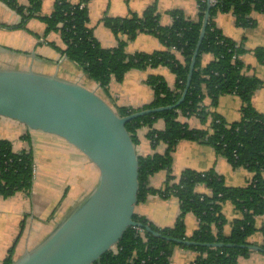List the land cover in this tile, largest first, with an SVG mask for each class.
Segmentation results:
<instances>
[{"label": "trees", "instance_id": "1", "mask_svg": "<svg viewBox=\"0 0 264 264\" xmlns=\"http://www.w3.org/2000/svg\"><path fill=\"white\" fill-rule=\"evenodd\" d=\"M1 1L21 15L17 23L8 24V27H25L29 18L40 17L46 23V32L60 33L64 42L62 53L105 89L113 76L123 80L132 68L146 69L162 65L174 73L173 87L161 75L149 74L146 81L154 90L151 102L141 108L119 107L117 110L121 115L175 104L179 100L186 86L203 17L209 8L208 0H197V18L187 16L181 9L168 10L171 17L168 24H162L155 3L147 6L142 13L131 12L115 17L105 15L102 22L119 40L114 47H104L88 24L89 0H55L53 11L47 15L41 13L42 0H29L26 5L19 0ZM209 12L205 35L184 100L172 108L140 115L126 123L136 145L139 143L138 130L143 127H147L146 136L154 150L161 142L167 145L164 152L139 154L138 202L148 194H159L165 198L173 195L179 199L180 214L172 226L159 227L135 213L134 218L143 223L141 227L145 236L130 226L117 244L118 251H107L94 264H171V256L177 246L198 252L192 264H238L241 256H248L252 251L249 236L258 229L264 235V220L260 228L257 226V217L264 215V113L259 112L252 103L253 93L264 81L246 73L240 58L245 50L243 42L227 37L215 21L219 12H232L239 26H251L255 23L252 13L264 12V0H215L210 4ZM139 33L157 36L165 48L128 53L127 40ZM207 53L213 58L204 64L203 55ZM255 54L264 63V49H255ZM227 93H236L241 99L238 120L228 121L221 113L210 108H215L219 98ZM206 97L210 98L209 105L204 104ZM180 115L197 116L205 126L193 127L187 121H182ZM159 119L165 124L162 129L154 126ZM181 139L210 144L234 167L242 166L251 171L252 178L244 186H228L214 168L205 171L185 168L178 176L173 174V151ZM34 161L32 148L15 151L10 140L0 138V197H9L18 191L31 192ZM159 170L166 171V179L162 187L155 188L150 186L149 177ZM198 184L207 185L211 192L198 191ZM227 200L242 213L241 218L233 221L229 234L223 230L226 222L223 203ZM188 212H192L199 222L190 236L186 234L184 219ZM146 225L163 236L154 235L146 229ZM175 239L196 243L183 244ZM212 243L224 245L213 246ZM261 246L264 248V242ZM13 250L14 246L9 249L4 264L13 261Z\"/></svg>", "mask_w": 264, "mask_h": 264}, {"label": "crops", "instance_id": "2", "mask_svg": "<svg viewBox=\"0 0 264 264\" xmlns=\"http://www.w3.org/2000/svg\"><path fill=\"white\" fill-rule=\"evenodd\" d=\"M28 1L19 0L24 5L28 4ZM70 1L78 2L79 0ZM153 3L156 4L157 10L161 14L162 24L171 22V17L167 13L171 9H181L191 18H197L198 15L197 0H89L87 3L88 24L102 46L114 47L118 44L119 37L109 27L104 25L102 22L103 17L105 15L112 17L125 16L131 12L142 13L147 6ZM54 4L55 0H42L41 13L45 15L50 14L54 9ZM252 17L255 19V23L248 27L239 26L232 12H219L215 21L216 25L227 37L237 42H243L245 50L240 58L244 62L246 73L256 75L264 81V63L260 62L255 54V49H264V12H253ZM20 19L21 15L19 13L0 0V68L9 67L7 61L11 55L10 51H22V65L29 64L31 51H33L32 54L35 55L33 63L36 62L39 66H48L47 71L42 68L37 71L49 74L56 73L57 75H59L61 68L68 72L72 71V77L65 76L66 79L69 78L96 89L116 109L122 106L141 108L151 102L154 90L146 81L149 74L155 73L161 75L170 87H173L175 84L174 73L167 66L161 65L156 68L129 69L123 80H117L113 76L108 88L105 89L85 72L78 71L74 65H79L62 53L61 48L64 47V42L58 31L46 32V23L40 17L38 19L29 18L25 27L10 28L7 26L8 24L17 23ZM38 43H46V46H39ZM164 48L165 46L157 36L149 33H139L136 37L128 39L126 43V51L128 53L135 51L151 52ZM212 58L211 54H204L203 63H208ZM28 68L31 67L28 66L21 69ZM86 80L87 82H83ZM252 103L259 112L264 113V83L253 93ZM204 104H210L209 97L204 99ZM240 107V97L235 93H227L219 98V102L215 108H210L221 113L228 121H235L240 118ZM180 119L187 121L193 127L204 126L198 117L180 115ZM154 126L162 129L165 124L162 119H159ZM146 133L147 127L138 130L139 143L137 144V150L139 154L146 155L154 151L164 152L167 147L166 143H159L154 150ZM51 137L52 134L30 129L20 122L0 116V138L10 140L15 151L28 148L33 149L31 145L36 140L52 139ZM53 137L58 136L53 135ZM69 145L72 148L74 147L71 144ZM33 152L35 158V151L33 150ZM75 158L82 161L85 165H92L97 169L86 156L85 160L80 158L79 154H76ZM185 168L199 171L214 168L217 173L224 177L225 183L228 186H244L253 176V173L245 167H234L224 156L218 154L210 144L191 139H181L173 151V174L178 176ZM38 170L39 174H36L33 179V189L30 193L19 191L9 197H0V264H4V260L12 246H14L12 254V259L14 260L25 250L39 243L51 228L53 229L94 186L83 195L77 194L72 203L61 211H57L58 206L54 207V212L56 211V213L60 214L58 216L50 215L47 219H44L45 221L43 220L45 223L50 221L49 225L52 224V227L43 237L39 238L40 233L37 226L40 224V209L35 195L39 190L37 187L40 188L44 185L45 170L42 169V165L39 166ZM92 174L94 176L96 171L93 170ZM97 176H99L98 169ZM165 179L166 171L159 170L149 177V184L152 187L160 188L163 186ZM97 180L98 178L95 183ZM197 190L205 193L211 192L209 188H205L202 185ZM180 211L179 199L173 195L165 198L159 194H148L144 200L138 202L136 207V214L147 218L159 227L172 226ZM223 214L226 218L223 230L224 233L229 234L233 221L241 218L242 213L235 208L230 200H227L223 203ZM184 219L186 234L190 236L198 227V219L192 212L186 213ZM263 220L264 215L257 217L258 228L261 227ZM248 240L252 245L261 246L264 242V235L258 229L249 236ZM197 254L196 250L177 246L171 256V264H192ZM238 264H264V251L252 249L248 256H241L239 258Z\"/></svg>", "mask_w": 264, "mask_h": 264}, {"label": "water", "instance_id": "3", "mask_svg": "<svg viewBox=\"0 0 264 264\" xmlns=\"http://www.w3.org/2000/svg\"><path fill=\"white\" fill-rule=\"evenodd\" d=\"M209 11L210 4L203 17L186 86L175 104L121 115L96 89L78 81L33 68H0V116L63 138L99 171L93 189L49 234L11 264H94L118 244L130 226L143 225L134 218L140 185L139 152L126 123L140 115L172 108L184 100L205 35ZM146 229L156 236H163L150 225H146ZM249 247L264 251L258 245Z\"/></svg>", "mask_w": 264, "mask_h": 264}, {"label": "rangeland", "instance_id": "4", "mask_svg": "<svg viewBox=\"0 0 264 264\" xmlns=\"http://www.w3.org/2000/svg\"><path fill=\"white\" fill-rule=\"evenodd\" d=\"M32 18L38 19V17L36 16H33ZM38 45L46 46V43H38ZM10 52L11 55L7 61V64L9 65L8 68H27L28 66H30L36 71L40 68L46 71L48 70V66H39L36 62L33 63V59L35 56L34 54H32L33 51H31L29 64L24 65L21 64V62H23L21 60L22 51ZM74 66L78 71L82 73L84 72L81 67L76 65ZM71 74L72 71L68 72L63 68L59 70V76L63 75L62 77L64 78L65 76L72 77ZM83 82H87V80ZM196 117L197 116H194V118ZM51 138L52 139H38L31 145L33 147V150L35 151L36 158L34 161V178L36 174H39L38 169L40 165H42V169L45 170V178L43 180L44 185H42V187L40 188L37 187V189L39 190L35 195L40 209V224L37 226L40 233L39 238L43 237L52 227V224L49 225L50 221L45 223L44 219H47L50 215L58 216V214H60L56 213V211L54 212V207L58 206L57 211H61L67 205H70L72 203L77 194L80 193L83 195L85 192L91 189L93 185L95 186V181L98 178L97 169H95V167H93L92 165H85L82 161H79V159L75 158V155L79 154L80 158L85 160V156L77 148H72L65 140L61 139L60 137H53L52 135ZM93 170L96 171V174H94V176L92 174ZM201 185L205 188H209L205 184H198L196 188ZM91 190H89V192ZM29 217L31 218V216Z\"/></svg>", "mask_w": 264, "mask_h": 264}, {"label": "built area", "instance_id": "5", "mask_svg": "<svg viewBox=\"0 0 264 264\" xmlns=\"http://www.w3.org/2000/svg\"><path fill=\"white\" fill-rule=\"evenodd\" d=\"M209 4H213L215 0H208ZM197 9L199 8V5L197 4ZM135 229L138 231L139 234H141L143 237L145 236L144 228L141 226H134ZM119 249L118 245H114L110 250H113L114 252H117Z\"/></svg>", "mask_w": 264, "mask_h": 264}]
</instances>
